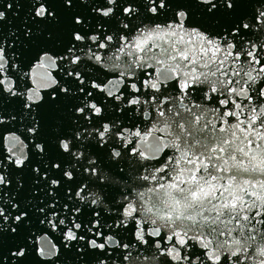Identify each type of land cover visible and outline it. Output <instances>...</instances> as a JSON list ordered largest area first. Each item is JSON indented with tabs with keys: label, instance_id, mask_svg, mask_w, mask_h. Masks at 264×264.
<instances>
[{
	"label": "snow or ice",
	"instance_id": "6c2138e0",
	"mask_svg": "<svg viewBox=\"0 0 264 264\" xmlns=\"http://www.w3.org/2000/svg\"><path fill=\"white\" fill-rule=\"evenodd\" d=\"M0 264H264V0H0Z\"/></svg>",
	"mask_w": 264,
	"mask_h": 264
},
{
	"label": "water",
	"instance_id": "95a60500",
	"mask_svg": "<svg viewBox=\"0 0 264 264\" xmlns=\"http://www.w3.org/2000/svg\"><path fill=\"white\" fill-rule=\"evenodd\" d=\"M25 19V12L24 10H20L18 15H10L9 20L11 21L12 27H17L21 25L24 22ZM153 51H156L155 49ZM171 84V82H169ZM171 91V88H169V92ZM11 128V126H9Z\"/></svg>",
	"mask_w": 264,
	"mask_h": 264
}]
</instances>
